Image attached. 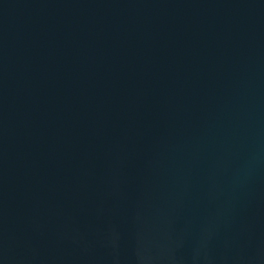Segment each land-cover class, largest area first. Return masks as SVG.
<instances>
[{
  "label": "water",
  "instance_id": "obj_1",
  "mask_svg": "<svg viewBox=\"0 0 264 264\" xmlns=\"http://www.w3.org/2000/svg\"><path fill=\"white\" fill-rule=\"evenodd\" d=\"M0 264H264V0H0Z\"/></svg>",
  "mask_w": 264,
  "mask_h": 264
}]
</instances>
